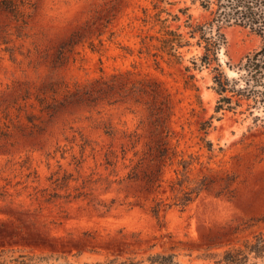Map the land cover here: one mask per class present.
<instances>
[{
  "label": "rangeland",
  "instance_id": "rangeland-1",
  "mask_svg": "<svg viewBox=\"0 0 264 264\" xmlns=\"http://www.w3.org/2000/svg\"><path fill=\"white\" fill-rule=\"evenodd\" d=\"M24 11L25 23L0 10L1 261L214 264L264 233V96L228 93L235 109L218 113L214 83L216 67L242 77L259 35L222 26L208 67L187 21L212 18L193 0H28ZM167 31L189 43L179 58Z\"/></svg>",
  "mask_w": 264,
  "mask_h": 264
},
{
  "label": "trees",
  "instance_id": "trees-1",
  "mask_svg": "<svg viewBox=\"0 0 264 264\" xmlns=\"http://www.w3.org/2000/svg\"><path fill=\"white\" fill-rule=\"evenodd\" d=\"M28 0H1L0 10L10 14L14 19L25 23V7ZM193 3H199L200 7L210 14L211 20L205 24H193L191 18L187 21V27L190 28V36L195 39L199 36L197 45L203 47L204 55L199 59L201 66H211L213 62L218 61V53L226 45V38L221 32L222 26L235 24L249 28L263 39L264 43V0H193ZM178 20V17H176ZM169 38L164 41V45L169 48L171 56L179 58L172 54L175 47L181 48L189 45L183 44L184 37L174 31H167ZM194 66L198 64L194 61ZM240 70L244 73L239 79L229 80L225 74L216 67L214 71L217 75L214 77L216 84L215 90L221 96L218 101L216 112L232 111V97H227L228 93L232 96L251 99L259 94L264 96V91L257 89L258 86L264 88V46L253 55L246 57L245 62L239 64ZM241 81L245 85L238 88ZM264 98V97H263ZM161 159L167 156L166 148L159 150ZM192 201L188 193L184 197L181 205L187 206ZM154 214H158L157 206ZM23 258V257H22ZM173 254H156L147 260L135 257L124 260L113 259L104 263L97 264H179L175 261ZM13 264H29L19 259H14ZM0 264H5L0 260ZM214 264H264V233L255 236L252 240L246 242L243 246L232 248L225 251L220 258L215 260Z\"/></svg>",
  "mask_w": 264,
  "mask_h": 264
}]
</instances>
